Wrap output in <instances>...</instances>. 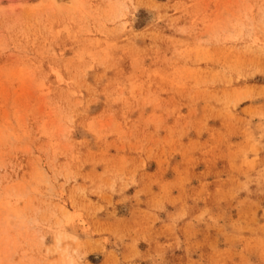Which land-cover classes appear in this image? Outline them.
<instances>
[{
    "label": "rangeland",
    "instance_id": "374dc122",
    "mask_svg": "<svg viewBox=\"0 0 264 264\" xmlns=\"http://www.w3.org/2000/svg\"><path fill=\"white\" fill-rule=\"evenodd\" d=\"M79 1L0 0V264H264V0Z\"/></svg>",
    "mask_w": 264,
    "mask_h": 264
},
{
    "label": "bare ground",
    "instance_id": "6f19581e",
    "mask_svg": "<svg viewBox=\"0 0 264 264\" xmlns=\"http://www.w3.org/2000/svg\"><path fill=\"white\" fill-rule=\"evenodd\" d=\"M53 1H55V0H53ZM56 1H57V0H56ZM72 1H73L72 3H73L74 5H78V3L81 4L80 1L78 2V0H72ZM57 3H58V2H57ZM59 241H60V238H59ZM57 242H58V241H57ZM57 244H58V243H57ZM57 246H58V245H57ZM56 249L58 250L57 247H56ZM53 250H54V249H53ZM64 252H66V250H64ZM61 253H63V252H61ZM64 254H65V253H64ZM67 254H68V253H67ZM62 255H63V254H62ZM68 256H69V255H68ZM63 257H65V256H63ZM63 257H62V258H63ZM63 261H64V260H61V262H63ZM69 261L71 262V263H69V264H72V260H69Z\"/></svg>",
    "mask_w": 264,
    "mask_h": 264
}]
</instances>
